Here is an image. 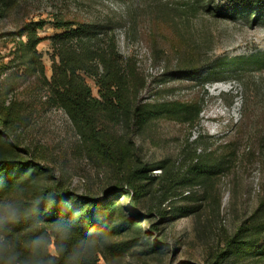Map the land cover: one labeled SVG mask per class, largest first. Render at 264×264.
Here are the masks:
<instances>
[{
  "label": "rangeland",
  "instance_id": "rangeland-1",
  "mask_svg": "<svg viewBox=\"0 0 264 264\" xmlns=\"http://www.w3.org/2000/svg\"><path fill=\"white\" fill-rule=\"evenodd\" d=\"M231 8L222 0H0L1 101L19 120L15 136L24 157L79 195L118 187L139 165L157 180L138 211L147 218L140 245L110 256V264H219L227 243L264 245L262 213L252 220L264 204V66L239 62L264 58V23ZM57 20L93 28L87 48L95 57L109 50V59L114 48L129 79L127 108L116 107L94 128L122 153L120 172L51 98L58 59L50 38L63 33ZM37 22L45 24L34 62L43 75L21 57V30ZM90 64L103 72L98 60ZM86 83L98 99L94 81ZM182 106L198 112L195 122L172 113ZM162 108L169 113L138 126L136 109ZM118 201L128 207V197ZM147 239L158 253H144ZM49 252L55 255L53 246ZM221 264H264V254L231 255Z\"/></svg>",
  "mask_w": 264,
  "mask_h": 264
},
{
  "label": "trees",
  "instance_id": "trees-1",
  "mask_svg": "<svg viewBox=\"0 0 264 264\" xmlns=\"http://www.w3.org/2000/svg\"><path fill=\"white\" fill-rule=\"evenodd\" d=\"M222 1L232 6L231 13L245 11L254 16V22L264 23V0ZM53 25L63 33L50 38L58 59L52 66L49 83L51 98L68 113L84 133L97 139L100 146L97 153L107 156L108 161L114 167L117 166L120 172L125 162L122 153L112 144L108 145L102 138H98L95 126L101 117L114 112L116 107L127 108L129 79L120 73L117 67L114 48L110 51L113 55L111 59L109 50L95 57L87 48V43H91L95 36L93 28L85 24L58 20ZM44 26V22H37L21 30V35L26 37L21 57L32 69L38 65L41 75L44 74L43 67L34 62L36 47L41 42L37 31L42 30ZM79 46L80 50L75 53V48L78 49ZM95 60H98L103 68L101 74L96 70L98 68L94 70L90 66ZM236 62L234 60L232 65ZM239 62L242 65L264 66V58L241 59ZM86 78L93 80L97 86L98 99L93 97ZM2 97L3 94L0 93V215L7 214L9 209L6 206H11L15 220L0 227V236L10 242L12 249L21 259L34 255L39 264H100L99 258H102L105 264H110V256L122 257L138 247L143 237L141 225L147 219L138 211L141 210L142 200L147 195V187L157 181L149 175L151 170L144 165L136 166L130 170L124 184L106 190L98 196L79 195L65 187L52 171L39 164H33L24 157L28 152L24 150V154L19 150L15 136L19 120L14 119L10 110L4 106ZM135 112L138 126L144 125L149 117L157 118L169 113L164 108L151 112L136 109ZM172 113L178 115L185 123L195 122L198 115V112H193L189 106L179 107ZM118 197L121 200L128 197V207L122 202H117ZM263 208L264 204H261L252 220L261 213L264 220ZM182 213L189 212L183 210ZM156 216L165 220L162 219L164 215L161 213ZM149 226L153 227L152 224ZM123 234H129L133 237L132 240L125 243L111 242L114 236ZM36 238H43L42 246L33 254L26 245ZM260 238L263 239L262 236ZM227 245V250L218 257L219 264L231 255L244 257L264 254V245L257 247V240H236ZM50 246L54 247L55 255L50 254ZM144 250V253L154 255L160 248L149 244L148 241Z\"/></svg>",
  "mask_w": 264,
  "mask_h": 264
},
{
  "label": "clouds",
  "instance_id": "clouds-1",
  "mask_svg": "<svg viewBox=\"0 0 264 264\" xmlns=\"http://www.w3.org/2000/svg\"><path fill=\"white\" fill-rule=\"evenodd\" d=\"M6 207L9 211L7 214L0 215V227L15 220V213L10 210L11 206ZM42 239L36 238L30 241L26 247L31 253L35 254L42 246ZM0 264H39V261L34 258V255L21 259L20 255L12 249L10 242L0 236Z\"/></svg>",
  "mask_w": 264,
  "mask_h": 264
}]
</instances>
